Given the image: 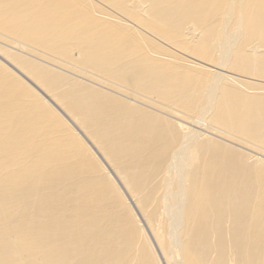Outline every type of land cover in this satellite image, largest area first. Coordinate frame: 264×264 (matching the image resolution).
<instances>
[{
	"label": "bare ground",
	"instance_id": "6f19581e",
	"mask_svg": "<svg viewBox=\"0 0 264 264\" xmlns=\"http://www.w3.org/2000/svg\"><path fill=\"white\" fill-rule=\"evenodd\" d=\"M0 264H264V0H0Z\"/></svg>",
	"mask_w": 264,
	"mask_h": 264
},
{
	"label": "rangeland",
	"instance_id": "374dc122",
	"mask_svg": "<svg viewBox=\"0 0 264 264\" xmlns=\"http://www.w3.org/2000/svg\"><path fill=\"white\" fill-rule=\"evenodd\" d=\"M201 131H202L203 133L206 132L207 134H210V133H208L207 131H204V130H202V129H201ZM206 133H205V134H206ZM210 135H212V134H210ZM257 156H259V155H257Z\"/></svg>",
	"mask_w": 264,
	"mask_h": 264
}]
</instances>
